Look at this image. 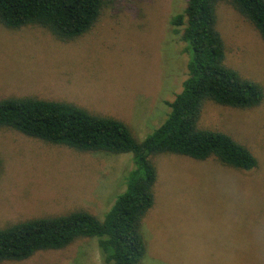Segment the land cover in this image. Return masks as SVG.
Instances as JSON below:
<instances>
[{
	"label": "rangeland",
	"instance_id": "rangeland-1",
	"mask_svg": "<svg viewBox=\"0 0 264 264\" xmlns=\"http://www.w3.org/2000/svg\"><path fill=\"white\" fill-rule=\"evenodd\" d=\"M189 0H119L84 36L0 23V100L73 103L124 121L145 139L166 119L188 77V54L170 21ZM179 12V13H176ZM228 67L264 88V40L231 5L217 9ZM186 46V45H185ZM201 128L230 135L258 160L249 172L164 154L156 203L144 219L141 264H264V99L252 109L205 103ZM132 154L82 153L0 129V228L85 210L100 219L126 188ZM0 264H106L98 239Z\"/></svg>",
	"mask_w": 264,
	"mask_h": 264
},
{
	"label": "trees",
	"instance_id": "trees-1",
	"mask_svg": "<svg viewBox=\"0 0 264 264\" xmlns=\"http://www.w3.org/2000/svg\"><path fill=\"white\" fill-rule=\"evenodd\" d=\"M119 0H0V23L10 30L39 26L62 42L89 33L106 8ZM231 5L264 40V0H189L172 17L188 54V77L182 91L167 102L170 112L152 133L139 140L122 120L100 116L73 103L32 97L0 100V129L64 146L82 153L132 154L134 168L126 188L103 219L77 210L35 218L0 228V263L22 262L38 252L62 250L81 238L98 239L106 264H141L147 254L143 223L156 203L159 171L153 158L174 154L199 162L249 172L258 160L230 135L201 128L206 102L252 109L264 99V88L228 67L226 45L217 28V9Z\"/></svg>",
	"mask_w": 264,
	"mask_h": 264
}]
</instances>
